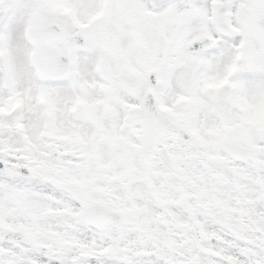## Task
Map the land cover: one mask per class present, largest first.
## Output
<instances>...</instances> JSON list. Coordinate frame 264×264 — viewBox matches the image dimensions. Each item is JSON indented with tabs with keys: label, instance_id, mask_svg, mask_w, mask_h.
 Wrapping results in <instances>:
<instances>
[{
	"label": "snow or ice",
	"instance_id": "6c2138e0",
	"mask_svg": "<svg viewBox=\"0 0 264 264\" xmlns=\"http://www.w3.org/2000/svg\"><path fill=\"white\" fill-rule=\"evenodd\" d=\"M0 264H264V0H0Z\"/></svg>",
	"mask_w": 264,
	"mask_h": 264
}]
</instances>
